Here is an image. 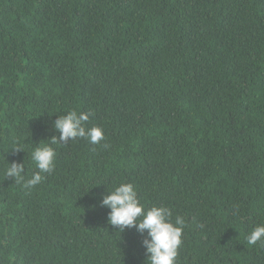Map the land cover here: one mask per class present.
Wrapping results in <instances>:
<instances>
[{"label":"trees","instance_id":"1","mask_svg":"<svg viewBox=\"0 0 264 264\" xmlns=\"http://www.w3.org/2000/svg\"><path fill=\"white\" fill-rule=\"evenodd\" d=\"M69 111L104 139L59 141ZM43 145L54 169L26 189ZM121 183L184 219L176 264H264L247 243L264 225V0H0V264H146L147 231L102 206Z\"/></svg>","mask_w":264,"mask_h":264},{"label":"clouds","instance_id":"2","mask_svg":"<svg viewBox=\"0 0 264 264\" xmlns=\"http://www.w3.org/2000/svg\"><path fill=\"white\" fill-rule=\"evenodd\" d=\"M88 120V113L69 111L67 114L59 115L54 123L55 130L60 134L59 141L84 138L91 144H98L104 139L103 130L96 126L86 127ZM56 143H58L57 138L52 137L50 144ZM12 150L23 149L15 144ZM55 156V150L49 145L38 146L33 150L32 160L39 171L24 182L23 186L26 189L41 183L44 179L42 173L47 174L53 171ZM9 165L5 175L16 183L24 181V165L14 162ZM102 206L110 209L108 222L111 226L118 228L119 233L129 228H136L141 234L147 231L149 239L144 240L146 264H176L185 227L182 217L177 216L173 222L172 213L166 207L152 206L145 210L134 186L130 183H121L114 190L108 191L102 200ZM260 241H264V225L256 226L247 236V243L250 246Z\"/></svg>","mask_w":264,"mask_h":264}]
</instances>
